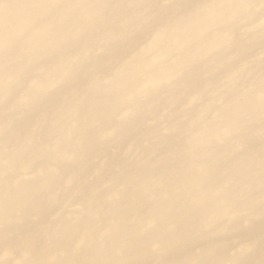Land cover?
<instances>
[{
    "label": "bare ground",
    "instance_id": "obj_1",
    "mask_svg": "<svg viewBox=\"0 0 264 264\" xmlns=\"http://www.w3.org/2000/svg\"><path fill=\"white\" fill-rule=\"evenodd\" d=\"M0 264H264V0H0Z\"/></svg>",
    "mask_w": 264,
    "mask_h": 264
}]
</instances>
